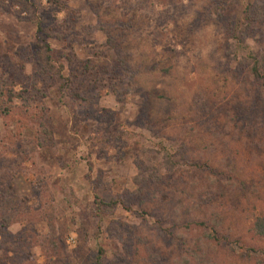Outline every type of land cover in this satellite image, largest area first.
Here are the masks:
<instances>
[{"label": "rangeland", "instance_id": "rangeland-1", "mask_svg": "<svg viewBox=\"0 0 264 264\" xmlns=\"http://www.w3.org/2000/svg\"><path fill=\"white\" fill-rule=\"evenodd\" d=\"M61 1L0 0V83L24 90L11 108L26 116L19 135L0 117L6 264H91L98 249L105 264H264V89L243 60L264 53V24L231 34L245 0ZM40 38L71 83L35 62ZM95 194L135 214L96 215Z\"/></svg>", "mask_w": 264, "mask_h": 264}, {"label": "trees", "instance_id": "trees-1", "mask_svg": "<svg viewBox=\"0 0 264 264\" xmlns=\"http://www.w3.org/2000/svg\"><path fill=\"white\" fill-rule=\"evenodd\" d=\"M46 3L49 5L54 6L58 11L65 10L67 7L61 0H45ZM225 2H228V0H224ZM258 0H245V7H244V14L242 17H235L233 21H229V31H231V34L234 35V33H238V36L240 38L239 41L241 43L244 42L245 39L248 38H254L255 34L258 32L259 35H261L262 30L261 27L264 24V0H261L262 2H257ZM13 2L16 5H19L20 8L23 11H29L31 4L29 0H13ZM231 2V1H230ZM225 5L221 6H213L210 10V15L216 14L217 18L221 17L223 14L222 12H219L218 9L220 8L223 12L226 13V7ZM242 13V11H241ZM30 21L35 23L36 25V35L39 36L40 33L43 34L46 38L53 37L54 34H52L51 29L44 30L43 22L40 18V16L36 14H32L30 17ZM128 26V24H127ZM257 29H260L258 31ZM46 38H40L41 44L38 46V49L35 50V59L36 63L41 66V69L44 74H48L49 76H53L57 80H62V85H64L66 82L71 83L72 78L69 76L63 75L64 70V64L61 62H57L53 56L51 55V48L46 42ZM56 39H61V36L56 35ZM108 41H110L108 39ZM257 41V43H259ZM247 65L249 66L250 75L257 81L261 82V87L264 89V53H258L257 51L250 49L248 54L243 58ZM119 63V68L123 69L124 61L122 59L117 60ZM3 82L0 83V117L3 119H10L14 123V129L18 133H20L21 129L24 128L26 116L22 117L18 115L17 112H13L12 110V103L16 97H21V94L24 92L23 89L20 90V92H16L14 90V87L16 85V80H11V82L8 84L10 85V88L4 89L2 87ZM2 87V88H1ZM62 86H60L61 88ZM75 97L83 99L80 95V92L77 91L74 93ZM27 110L20 113V115L25 114ZM25 119V120H24ZM44 133L46 134L47 138L49 140L52 139V133L48 131L46 128H42ZM42 139L40 137L37 138V146L40 145ZM140 167V166H139ZM152 176V177H150ZM149 179L145 176L135 177V180L137 183L139 180L141 183H143L144 186L147 185V183L153 179V175L149 174ZM143 186V187H144ZM5 186L0 185V264H6L7 262V253L10 250V246L5 248L2 246V240L4 236H10L12 238H16L13 236V234L10 232V227L12 224L16 221L15 216L17 215L14 202H15V195L13 191L10 189L3 188ZM95 207L97 214L100 216V212L104 210V208L112 209L116 207L117 205H120L123 209L134 213L131 209V207L127 206L124 202V200H120L117 198L105 200L101 196L95 194ZM200 225L204 226L203 223H200ZM255 231L259 234L264 236V217L257 218L255 224H254ZM50 236H49V244H51L53 249L57 251V243L55 241V233H54V227L52 225L49 226ZM46 244L44 243L43 246ZM54 251V253L56 252ZM104 253L102 249H98V252L90 258L91 264H105L103 261Z\"/></svg>", "mask_w": 264, "mask_h": 264}]
</instances>
